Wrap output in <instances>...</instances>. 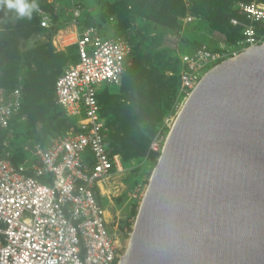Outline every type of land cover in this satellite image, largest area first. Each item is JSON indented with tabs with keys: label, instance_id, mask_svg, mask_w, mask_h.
I'll list each match as a JSON object with an SVG mask.
<instances>
[{
	"label": "built area",
	"instance_id": "1",
	"mask_svg": "<svg viewBox=\"0 0 264 264\" xmlns=\"http://www.w3.org/2000/svg\"><path fill=\"white\" fill-rule=\"evenodd\" d=\"M78 63L55 86V102L76 122L77 132L22 147L26 158L17 164L11 139L21 115L23 88L0 89V264H119L121 239L113 231L110 211L102 201L115 171L123 169L120 155L107 147L106 126L98 101L103 88L121 86L133 52L125 37L105 36L97 26L81 28L84 0H70ZM188 9L192 1L185 0ZM243 19L231 24L242 38L222 51L206 45L180 56L179 100L186 102L203 77L223 62L264 44V4L239 3ZM41 27L51 29L52 17L38 9ZM181 21H198L188 13ZM63 31L54 43L67 46ZM57 45V44H56ZM155 139L151 153L162 152Z\"/></svg>",
	"mask_w": 264,
	"mask_h": 264
},
{
	"label": "water",
	"instance_id": "2",
	"mask_svg": "<svg viewBox=\"0 0 264 264\" xmlns=\"http://www.w3.org/2000/svg\"><path fill=\"white\" fill-rule=\"evenodd\" d=\"M119 264H264V44L185 102Z\"/></svg>",
	"mask_w": 264,
	"mask_h": 264
},
{
	"label": "trees",
	"instance_id": "3",
	"mask_svg": "<svg viewBox=\"0 0 264 264\" xmlns=\"http://www.w3.org/2000/svg\"><path fill=\"white\" fill-rule=\"evenodd\" d=\"M254 1L264 4V0H193L191 8L188 9L184 0H118L113 10L125 19L130 13V7L135 10L145 9L157 23L172 29H176L178 22L190 13L198 19L197 22L207 23L211 30L224 35L227 43L233 45L242 38L241 29L231 24L234 18L243 19L236 6L239 3ZM18 2L26 4L27 7L14 10L8 7V0H0V89L6 88V92H10L21 86L24 93L21 115L31 113L35 120L46 127L60 129L64 123L61 120L64 111L55 102V86L63 73L55 69L48 53L40 50H20L23 41H38L46 31L41 27L37 15V10L44 8L36 6L40 0ZM84 21L83 13L81 28H100L96 21L87 25ZM117 31L116 36L129 40L133 52L127 61L120 95L109 93L111 88H103L99 92L98 101L106 126L107 147L111 155H121L125 162L138 157H148L158 163L161 152L151 153L146 141L138 142L133 137L134 125L137 120H144L153 114L154 108L162 105L167 96L178 93L180 58L173 76L168 77L164 68L146 67V63L151 64L149 60L152 55L145 50H137L142 42L139 37L129 35L122 29ZM111 34L113 33H105V36ZM34 63H40L43 67L50 63L51 66L42 72L41 76H36ZM18 77L23 78L21 85L16 84ZM111 112H114L115 119H110ZM133 117H136L135 122ZM71 121L76 125L74 120ZM12 152L13 162H21L22 156L15 154L13 149Z\"/></svg>",
	"mask_w": 264,
	"mask_h": 264
},
{
	"label": "rangeland",
	"instance_id": "4",
	"mask_svg": "<svg viewBox=\"0 0 264 264\" xmlns=\"http://www.w3.org/2000/svg\"><path fill=\"white\" fill-rule=\"evenodd\" d=\"M40 1L36 3V6L43 7L51 15L52 27L46 29L38 41H23L20 50L22 52L40 50L43 53H48L55 69L65 74L71 66L77 64V47L74 44L76 35L71 21V2L70 0ZM117 1L84 0V24L87 25L96 21L106 34H117V30L122 29L129 35L139 37L142 42L137 50H145L152 55L151 60H149L151 64L146 63V67L151 69L164 68L165 75L168 77L173 76L181 55L190 53L202 45L216 51H222L223 47L231 45L227 43L224 35L214 32L203 21L192 24H185L180 21L176 29H172L157 23L145 9L137 8L135 10L132 7L129 8L128 17L122 19L113 10ZM8 2L18 3V0H8ZM108 18L109 20H107ZM60 31H63L71 39L67 46L62 47L59 43H56L57 45L54 43V38ZM50 66V63L44 67L40 63H34V75L41 76V73L49 69ZM16 80L18 85L23 83L22 77H18ZM121 87L122 84L121 86H113L109 93L120 95ZM3 90L6 91V88ZM184 104L179 100L178 92L174 96H167L165 102L155 107L153 114L145 117L144 120L135 122L136 117H133L135 122L133 137L140 143L146 141L149 149L151 143L159 138L162 139L164 147ZM127 105L130 106V104ZM110 115V119L116 118L114 112H111ZM26 118L27 121L24 123L15 122L11 139V148L15 154L22 156V160L26 158L22 150L24 145L40 143L44 146L51 139L65 136L70 132H77V126L64 113L61 118L64 123L60 129L53 126L46 127L40 121L35 120L31 113H27ZM122 163L123 169L115 171L105 187V195L102 201L110 211L112 229L117 232L121 239L123 258L128 251L140 204L157 163L148 157H138L129 162H125L122 157Z\"/></svg>",
	"mask_w": 264,
	"mask_h": 264
},
{
	"label": "clouds",
	"instance_id": "5",
	"mask_svg": "<svg viewBox=\"0 0 264 264\" xmlns=\"http://www.w3.org/2000/svg\"><path fill=\"white\" fill-rule=\"evenodd\" d=\"M8 7L9 8H18V9H21V10H23L25 7H27V5L26 4H23V3H11V2H9L8 3Z\"/></svg>",
	"mask_w": 264,
	"mask_h": 264
},
{
	"label": "bare ground",
	"instance_id": "6",
	"mask_svg": "<svg viewBox=\"0 0 264 264\" xmlns=\"http://www.w3.org/2000/svg\"><path fill=\"white\" fill-rule=\"evenodd\" d=\"M129 245H130V242H129ZM129 245H128V246H129Z\"/></svg>",
	"mask_w": 264,
	"mask_h": 264
}]
</instances>
